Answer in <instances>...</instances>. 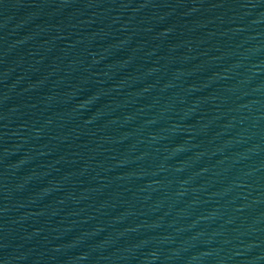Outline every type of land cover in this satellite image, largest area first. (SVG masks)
<instances>
[{"label": "water", "instance_id": "1", "mask_svg": "<svg viewBox=\"0 0 264 264\" xmlns=\"http://www.w3.org/2000/svg\"><path fill=\"white\" fill-rule=\"evenodd\" d=\"M0 264H264V0H0Z\"/></svg>", "mask_w": 264, "mask_h": 264}]
</instances>
